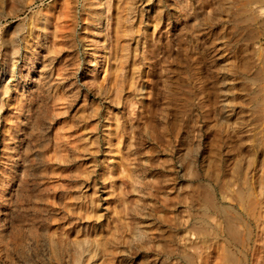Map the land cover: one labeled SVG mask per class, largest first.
<instances>
[{"label":"rangeland","instance_id":"obj_1","mask_svg":"<svg viewBox=\"0 0 264 264\" xmlns=\"http://www.w3.org/2000/svg\"><path fill=\"white\" fill-rule=\"evenodd\" d=\"M102 4L0 0V264H264V0Z\"/></svg>","mask_w":264,"mask_h":264},{"label":"bare ground","instance_id":"obj_2","mask_svg":"<svg viewBox=\"0 0 264 264\" xmlns=\"http://www.w3.org/2000/svg\"><path fill=\"white\" fill-rule=\"evenodd\" d=\"M92 5L96 8V17H97V24H98V31H99V33H102V27H103V29L105 28V30L104 31H106V34L108 33V27L105 25V24H103V26H102V23H103V19H104V22L106 21V18H103L102 19V14H103V10H102V0H92ZM42 20L44 19V20H47L48 18L47 17H43V18H41ZM107 22V21H106ZM156 25L155 26H153V29H152V31L151 32H149V34H148V38H149V40L151 41L152 39H153V36H154V33H155V30H156ZM31 34H32V29H31V26H28L27 27V29L25 30V34H24V37H23V56H22V58H21V60H20V62H21V67L22 68H25L27 65H28V61L30 60V58L33 56L32 55V53H31V51H30V49H29V41H30V37H31ZM109 34V33H108ZM65 38H66V36H65ZM108 40H109V35H108V39L106 40V42H105V44H104V48H107L109 45H110V43L108 44L107 42H108ZM117 41L115 40L114 41V43H113V46H112V50H113V48L117 45ZM111 50V51H112ZM113 55H111V58H112V62H115V61H117L116 60V58H113L112 57ZM108 57V56H107ZM97 58H101V54L99 53V54H97L96 56H95V59H97ZM104 59H100V60H98V62L99 63H101L102 61H103ZM106 60V59H105ZM116 64V63H115ZM106 66V65H105ZM106 71H107V67L105 68V70H104V75H103V77H102V80H105V77H106ZM9 82V81H8ZM96 87H99V89H101V86H100V84L99 83H96ZM101 91V90H100ZM103 92V91H102ZM120 142H121V140L118 138V144H120ZM110 144V143H109ZM118 146V145H117ZM120 147V146H119ZM119 149V148H118ZM118 149H117V151H118ZM118 153V152H117ZM90 256V255H89ZM90 258H92V256L90 257ZM91 263L90 264H96L94 261H90Z\"/></svg>","mask_w":264,"mask_h":264}]
</instances>
